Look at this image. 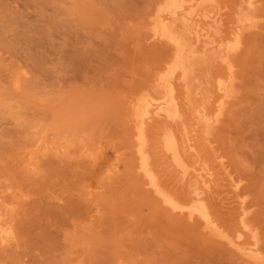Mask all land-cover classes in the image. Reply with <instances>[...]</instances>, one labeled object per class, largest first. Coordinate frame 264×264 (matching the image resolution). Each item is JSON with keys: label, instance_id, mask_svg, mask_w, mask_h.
<instances>
[{"label": "rangeland", "instance_id": "rangeland-1", "mask_svg": "<svg viewBox=\"0 0 264 264\" xmlns=\"http://www.w3.org/2000/svg\"><path fill=\"white\" fill-rule=\"evenodd\" d=\"M160 1L0 0V209L13 235L0 264H254L221 237L238 222L218 202L209 230L165 208L137 169L132 103L173 55L150 38ZM219 2L228 35L240 0ZM254 14L223 113L195 138L222 179L241 181L264 257V0ZM194 69L190 94L177 84L190 129L193 107L217 99L211 83L230 80L217 59Z\"/></svg>", "mask_w": 264, "mask_h": 264}, {"label": "bare ground", "instance_id": "bare-ground-1", "mask_svg": "<svg viewBox=\"0 0 264 264\" xmlns=\"http://www.w3.org/2000/svg\"><path fill=\"white\" fill-rule=\"evenodd\" d=\"M258 4L259 0H240L234 26L225 35L223 28L227 22L219 0H161L152 16L150 38L167 44L173 55L157 76L155 91L141 94L132 103L131 122L137 169L152 195L169 211L218 231L211 209L214 199L224 213L232 214L238 222L234 234L223 233L221 237L244 259L264 264L257 235L247 220L249 209L240 193L241 181L222 179L217 167L200 155L195 138L200 136L201 128L207 130L218 122L231 96L230 55L241 48L243 33L258 27L254 14ZM211 59L226 65L230 80L218 76L213 83L207 82L214 87L217 99L211 102V96H205L201 104L193 107L191 122L196 129H190L177 84L190 94L194 66ZM12 83L14 90L19 91V77ZM212 104H216L213 109ZM47 147L45 143L44 148L39 146V151ZM191 157L195 158L194 162ZM28 166L34 168L35 161ZM177 187L186 190L184 199L173 190ZM4 215L5 211L0 209V247L8 246L13 240Z\"/></svg>", "mask_w": 264, "mask_h": 264}]
</instances>
